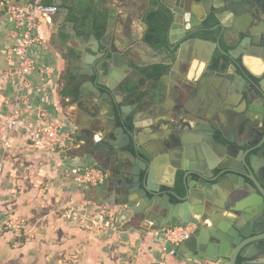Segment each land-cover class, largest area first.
Wrapping results in <instances>:
<instances>
[{
  "label": "crops",
  "instance_id": "crops-1",
  "mask_svg": "<svg viewBox=\"0 0 264 264\" xmlns=\"http://www.w3.org/2000/svg\"><path fill=\"white\" fill-rule=\"evenodd\" d=\"M6 2V6H0V264H152L162 256L167 257L169 264H198L199 261L193 258L181 261L163 253L158 242L161 232L147 228L145 220L135 217L133 211L121 202L123 200L119 198L118 181L115 178L122 174L119 170L129 171L128 165L114 168L108 161L98 159L90 153L83 144L87 139L88 128L95 125L92 113L97 111L94 98H89L88 87L83 88L80 81L76 98L63 94L67 83L66 78H63L66 62L68 75L71 76L69 60L78 56L79 47L91 45L88 38L91 32L85 31L68 15L71 9L77 16L82 15L90 3L109 12L108 33L125 50L129 62L139 69L142 66L163 63L170 66L165 73L169 74L178 57L179 44L174 50L170 47L157 49L144 40L148 29L144 20L145 14L160 2L55 0L58 12L50 21L41 19L36 29L41 40L29 49L35 67L25 75L21 73L19 58L11 53V48L21 38L8 6L15 3L20 7H28L32 0ZM191 7L200 18L205 5L194 0ZM241 7L242 10L247 8L244 5ZM222 15L223 20L230 26L225 34H221L220 27L211 34L219 37L223 48L228 50L235 47L229 41H233L237 32L231 24L246 27L250 15L245 12L235 17L227 11ZM182 30L183 22L175 28L177 33ZM80 35H84L87 40H83ZM199 37L209 39L205 36ZM210 51V46L201 43L186 47L175 72L169 74L168 85L163 81L158 84L131 72H123L136 83L129 93L137 98L128 99L127 112L136 111L134 101L143 103L142 110L136 112L143 126L140 134L143 144L149 136H159V132L151 133V125L162 119L171 120L176 106L183 105L189 111L185 114L184 121H190L192 126L210 120L233 129V121L228 116L227 109L232 105V109L243 110L245 103L241 102L240 95H236L234 91L228 90V94L222 93L219 96L217 92H223L229 81L216 74H205ZM214 55L223 56L217 48ZM244 63L253 71L262 69V63L255 56L245 55ZM78 80L79 77L76 82ZM152 84L159 90L167 88L166 97L158 93L156 95L154 91L150 92L149 87ZM195 86H198L197 93L192 92ZM69 87H73V84ZM81 93L84 95L81 96ZM14 110L18 111L20 123L8 131L6 122ZM44 111L62 117L64 131H72L80 142V147L68 151L69 153L55 152L50 155L33 147L29 141V131L43 123L41 115ZM191 116L199 118L192 119ZM161 126L164 128L163 135L159 137L163 138L170 130L164 123ZM95 132L96 139L100 138L101 131ZM180 137L182 144L173 147V151L181 153L182 166L191 165V146L187 144L198 141L197 136L188 132L185 127ZM197 148L200 153L206 154L208 160L212 159L208 155L209 150L219 157L208 141ZM118 161L120 163L123 160L120 158ZM92 166L101 167L106 172L107 187L100 191V197L94 195L93 189L87 190L79 185L74 174L70 172L71 169L82 170ZM163 167L164 165L161 168ZM170 175L168 171L164 179L170 180ZM89 201L95 209L102 207L101 205L112 206L116 211L114 225L102 229L86 228L78 215L92 210ZM83 203L86 205L83 206ZM69 208H73L76 213L68 216ZM10 214H17L25 219L20 233L4 225Z\"/></svg>",
  "mask_w": 264,
  "mask_h": 264
},
{
  "label": "water",
  "instance_id": "water-1",
  "mask_svg": "<svg viewBox=\"0 0 264 264\" xmlns=\"http://www.w3.org/2000/svg\"><path fill=\"white\" fill-rule=\"evenodd\" d=\"M192 1L158 0L173 15L169 29L170 49L174 50L179 44L178 57L169 74L175 72L186 47L199 43L210 46L205 74H216L229 81L223 92H217L219 96L228 94V90L234 91L245 103L243 110L232 109V105L227 109L233 129L210 120L192 126L190 121H184L188 111L182 105L174 108L171 120L162 119L150 127L151 133L159 132L161 136L164 129L161 124L164 123L169 127L168 135L163 138L149 136L143 144L140 139L143 126L136 113L142 110L143 103L134 101L136 111L127 112L128 99L137 98L129 93L136 83L123 72L138 76L142 73L129 63L125 50L106 30L100 38L91 33L88 37L91 45L79 47L78 58H72L82 68V85L94 94L98 110L92 116L102 124V139L97 140L95 131L88 128L83 144L94 155L101 150L104 159L114 168L128 165L129 171L121 169L122 174L115 178L119 198L135 217L145 220L147 228L157 231L175 224H195L191 236L175 245L173 256L176 259L264 264V119L261 127L252 123V107L264 112V75L244 63V56L251 55L259 58L264 66V30L261 27L264 0H197L205 5L200 18L192 11ZM242 5L247 7H244L245 11ZM226 11L235 17L245 12L250 15L246 27L231 24L237 30L236 37L229 41L234 48L224 49L219 38L214 41L194 35L212 19L211 28L220 27L221 34H225L230 26L222 18ZM181 22L183 30L177 33L175 28ZM80 37L87 40L84 35ZM216 48L223 56L214 55ZM169 74L161 76L165 85L169 83ZM192 92L197 93L198 86ZM157 93L166 97L168 90ZM254 95L260 99L261 107L253 105ZM185 127L197 136L198 141L187 144L191 146L193 162L182 166L181 153L174 152L173 147L182 144L180 134ZM253 127L261 131L259 138L250 135ZM206 141L212 144L219 157L209 150L212 159L208 160L204 152L200 153L197 146ZM120 158L123 161L119 163ZM168 171L170 180L164 179ZM107 181L93 187L96 197L106 189ZM207 221L210 223H205Z\"/></svg>",
  "mask_w": 264,
  "mask_h": 264
},
{
  "label": "built area",
  "instance_id": "built-area-1",
  "mask_svg": "<svg viewBox=\"0 0 264 264\" xmlns=\"http://www.w3.org/2000/svg\"><path fill=\"white\" fill-rule=\"evenodd\" d=\"M6 0H0V6H6ZM8 10L16 22V31L19 33L21 41L11 48V53L19 58L22 75L30 72L34 67V61L29 54V49L34 43L40 42V35L36 34L41 19L50 21L52 16L58 12V5L55 3L44 4L42 0H32L28 7H20L12 3ZM42 124L29 131L30 144L47 154L55 152H68L80 147V142L76 140L72 131H64V120L62 117L44 111L41 115ZM20 123L18 111L14 110L6 122L8 131L14 129ZM75 174V180L79 185L87 190L106 179V172L101 167H87L85 169H71ZM83 206L86 203L82 204ZM73 208H69L67 215L75 214ZM83 225L89 229L107 228L114 225L116 221V211L112 206H104L97 211H84L78 215ZM4 225L16 233H20L25 225V219L17 214H10L5 220ZM192 222L166 226L161 230L158 242L163 253L173 256L175 245L189 238L195 230ZM152 264H169L167 257L162 256L155 259ZM198 264H227L225 261L205 259Z\"/></svg>",
  "mask_w": 264,
  "mask_h": 264
},
{
  "label": "trees",
  "instance_id": "trees-1",
  "mask_svg": "<svg viewBox=\"0 0 264 264\" xmlns=\"http://www.w3.org/2000/svg\"><path fill=\"white\" fill-rule=\"evenodd\" d=\"M154 3L158 4V0H153ZM44 4L55 3V0H42ZM68 17L76 21L83 29L87 32L95 33L98 38L102 37L107 30V22L109 17V12L105 9H98L96 4H89L86 11L82 12V15L77 16L73 9L70 10ZM145 22L148 24V29L145 33L144 40L150 43L153 47L157 49H169L171 43L169 40V29L173 21V15L170 9L162 4H158L147 11L144 17ZM214 20L208 21L204 24V27L198 30L194 35L205 36L212 40H217L219 37L212 35L211 33L215 30L212 29ZM169 65L163 63H155L149 66L140 67L142 73L141 77L156 81L161 84V76L169 70ZM78 77L69 76L66 79L67 83L64 87L63 94H69L73 98L77 97L78 86L80 83V78L76 82ZM75 82V84H74ZM73 87H69L70 84Z\"/></svg>",
  "mask_w": 264,
  "mask_h": 264
},
{
  "label": "flooded vegetation",
  "instance_id": "flooded-vegetation-1",
  "mask_svg": "<svg viewBox=\"0 0 264 264\" xmlns=\"http://www.w3.org/2000/svg\"><path fill=\"white\" fill-rule=\"evenodd\" d=\"M262 30H264V22L262 23ZM72 58H74V57H71V59L69 60V74L70 75H72V76H74V77H79L80 78V81H81V83L80 84H82V75H81V71H82V68L81 67H79L78 66V64H77V60H73ZM76 58H78V56L76 57ZM131 65H133L131 62H129ZM134 67H135V65H133ZM138 71H140V69L139 68H137V67H135ZM256 71V70H255ZM262 73H263V75H264V66L262 65V69L260 70ZM141 72V71H140ZM139 77H141V76H139ZM83 88H85V86L83 85ZM83 88L81 89V90H83ZM153 89V90H152ZM159 89H158V87L157 86H155V85H153L152 84V86H150L149 87V91L151 92V91H154L155 93H157V91H158ZM103 91V90H102ZM90 94H89V98L90 97H93L94 96V94H93V92H89ZM84 94H82L81 93V96H83ZM88 95V94H87ZM93 99V98H92ZM253 105H257V106H259V107H261L262 106V103L260 102V99L258 98V96H256V95H254V100H253ZM95 107H96V105H95ZM252 109L254 110V116H253V119H252V123H256L259 127H261L262 125H263V120L262 119H264V112L262 111V112H259V111H257V109H255L254 107H252ZM96 110H98V108H96ZM97 112V111H96ZM189 112V111H188ZM188 112H187V114H188ZM217 112V111H216ZM173 114V113H172ZM262 116V117H261ZM192 117V119H195V118H199V116H191ZM238 120V119H237ZM94 123H95V125L93 126V127H91V129H93L94 131L95 130H102V124H101V121H99V120H95L94 121ZM88 133H89V131L87 132V136H88ZM97 132H95L94 133V135L96 134ZM260 134H261V131H259V130H257V129H255L254 127L252 128V133L250 134V135H252V136H256V138H259L260 137ZM101 137H102V133H101ZM98 138L97 140H101L102 138ZM96 157L98 158V159H101V160H105L104 159V154H103V152L101 151V150H98L97 152H96Z\"/></svg>",
  "mask_w": 264,
  "mask_h": 264
},
{
  "label": "rangeland",
  "instance_id": "rangeland-1",
  "mask_svg": "<svg viewBox=\"0 0 264 264\" xmlns=\"http://www.w3.org/2000/svg\"><path fill=\"white\" fill-rule=\"evenodd\" d=\"M64 76H63V78L65 79H67L68 78V62H66V66H65V68H64ZM71 151V150H70ZM69 153V152H68ZM73 174V173H72ZM74 176H75V174H74ZM92 200V199H91ZM89 204L92 206L93 204L89 201ZM102 207H104V205H101ZM107 206V205H106ZM93 208H92V212H94V211H97V209H99V207L97 208V209H95L94 208V206H92ZM87 228V227H86Z\"/></svg>",
  "mask_w": 264,
  "mask_h": 264
}]
</instances>
